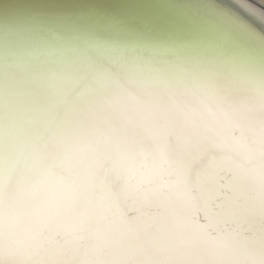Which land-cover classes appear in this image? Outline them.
<instances>
[{
    "label": "bare ground",
    "instance_id": "bare-ground-1",
    "mask_svg": "<svg viewBox=\"0 0 264 264\" xmlns=\"http://www.w3.org/2000/svg\"><path fill=\"white\" fill-rule=\"evenodd\" d=\"M241 1L264 22V0ZM9 50L0 264H264V76L46 71Z\"/></svg>",
    "mask_w": 264,
    "mask_h": 264
},
{
    "label": "water",
    "instance_id": "water-1",
    "mask_svg": "<svg viewBox=\"0 0 264 264\" xmlns=\"http://www.w3.org/2000/svg\"><path fill=\"white\" fill-rule=\"evenodd\" d=\"M238 1L0 0V46L28 69L200 65L264 76V22Z\"/></svg>",
    "mask_w": 264,
    "mask_h": 264
}]
</instances>
